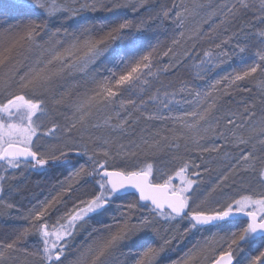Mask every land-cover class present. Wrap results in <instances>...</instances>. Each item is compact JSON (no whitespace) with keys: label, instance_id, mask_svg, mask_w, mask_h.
<instances>
[{"label":"snow or ice","instance_id":"6c2138e0","mask_svg":"<svg viewBox=\"0 0 264 264\" xmlns=\"http://www.w3.org/2000/svg\"><path fill=\"white\" fill-rule=\"evenodd\" d=\"M21 3L30 14L35 13L43 20L30 19L0 30V167L5 171L21 167L33 171L48 168L71 171L55 196L29 212L25 217L27 226L14 231L10 238L0 240V264H158L161 254L175 239L174 235L165 239L161 231L166 234L165 225L181 221L187 224L184 234L208 235L172 264H237L236 253L245 245L256 253L245 258L246 264H264V247L257 244V237L264 242V191L244 189L230 195L225 191L232 186L228 183V174L205 190L200 172L193 170L199 169V165L184 159L179 152L181 141L186 148L191 142L201 152H219V146L199 145L209 132L237 148L250 145V150L240 153L232 169L252 173L264 186V111L257 118L254 111L246 108L242 120L231 113L226 119L229 126L226 131L219 129L220 118L216 116L224 97L240 88V82L255 80L257 73L264 74V27H257L253 32L254 25L249 22L235 28L249 13L253 21L264 25V0H234L210 13L203 21L204 24L212 22L208 32L203 33L197 25L188 37L209 43L202 57L196 44L177 54L172 47L161 53L157 42L138 59H126L119 54L113 57L114 50L109 47V41L122 40L125 36L130 38L133 47L142 46L145 37L132 34L134 25L128 19L113 22L112 27L107 31L101 29L99 34L91 27L69 32L61 26L49 31L51 20L65 13L76 16L84 9L95 10L99 0L85 2L80 9L70 7L65 0H21ZM121 6L128 5H116ZM140 6H144L143 2ZM175 7L179 9L175 16L170 17L165 10L163 19H171L181 30L172 40L173 45H178L184 38L182 29L186 22L198 16L205 6L182 3ZM132 8L137 10L135 4ZM135 27L137 33L142 32L140 25ZM233 40L238 52L229 53L226 46ZM249 40L259 44L255 53L257 59L251 63L242 55L249 49ZM35 49L40 50L39 56L21 71L23 64L18 58ZM170 54L179 56L173 68L198 59L199 63L192 67L197 69L196 79L201 80L217 63H223L225 57L239 55L243 66L204 87L182 80L172 91H168L171 85L163 84L152 91L161 73L170 70L168 65L158 68L157 57ZM110 57L114 63L106 69L109 75L98 78V71H90ZM75 74L85 77L83 91L78 90V85L57 88L61 81ZM258 87L264 92V75ZM125 93L136 96L139 103L123 99ZM49 102L67 107L72 115L63 125L53 122L43 133L51 139L46 146L38 145L41 125L37 121L48 114ZM129 105L143 119L164 123L155 133L126 147L118 143L115 134L125 131L132 120ZM122 111L128 114L122 116ZM100 113H106L103 119H94ZM101 129L105 134L96 135V130ZM164 151L172 153L174 176L168 175L165 179L162 175V183L154 182L151 177L156 167L149 157ZM257 151L261 155H257ZM174 177L181 181L178 187L173 185ZM5 179V175H0V193ZM82 184L91 185L86 198L77 197L71 208L66 207L54 222L51 221V212ZM125 194L133 197L138 194V199L117 205L113 210L112 205ZM3 203L0 196V204ZM12 206L7 204L8 208ZM109 212H113L114 223L101 219L102 227L94 229L87 242L74 246L75 235L87 219L103 218ZM238 217L247 220L239 229L235 226ZM152 235L161 236L163 244L148 243ZM31 236L38 238L32 251L27 246ZM134 236L137 239H133ZM123 248H127V252L121 251ZM120 256L124 259L120 260Z\"/></svg>","mask_w":264,"mask_h":264},{"label":"trees","instance_id":"16d2710c","mask_svg":"<svg viewBox=\"0 0 264 264\" xmlns=\"http://www.w3.org/2000/svg\"><path fill=\"white\" fill-rule=\"evenodd\" d=\"M90 1L93 2V0ZM102 1L103 2L101 3L99 2L97 4L98 8L96 7L94 12L92 9H90V13L87 15L86 18H84L81 21L79 20L76 23L70 21L67 23L65 28H67L69 32H79L84 27H91L95 33L99 34L101 29H103V31H107L110 27H112L113 22H122L124 19L131 20L134 25L133 29L131 30L132 34L137 36H143L145 37V39L143 40V44L140 47H133V45L130 43V38L128 36H125L124 39H122V41L119 42V46H121V49L119 51H115L114 53H112V56L114 57V55L116 56L117 54H119L121 56H124L126 59H131L132 56L133 57L137 56L139 58L140 55H143L150 50V45H155L157 44V42H159V51L161 53L167 51L169 47H172L173 51L177 54H182L186 50H190L193 47V44H197L198 42V40L188 39V37L192 33V30L197 25H199L201 31L203 33H207L212 22L210 21L208 24H204L203 21L207 19L210 13L218 9L221 5L225 4L224 2L225 0H202V2L201 0H196V1L194 0H102ZM228 1L232 2L234 0H228ZM142 2L144 4L143 7L140 6ZM182 3L187 5H192L193 3H200L203 4L205 7L200 10V14L198 16H196L194 19L190 18L186 22L185 28L182 29V31L184 32V38H181L180 43L178 45H173L172 40L177 38L178 33L181 30L176 28V25L172 22L171 19L168 20L163 19V11L168 10L170 17H174L175 14L173 15V13L179 10L175 6L180 5ZM117 4L120 5L127 4L128 6L116 7ZM133 4L136 5L137 8L136 11H134L132 8ZM12 15L13 17L10 18L9 21L7 22L2 23L0 20V30L6 29L9 25H16L27 22L30 19L39 20V21L43 20V17H40L35 13L30 14V11L25 9H16V10L13 9ZM55 19L53 21L58 22ZM215 19L216 17H213V20ZM141 22H143V24H141ZM249 22L253 23L254 25V27L251 30L253 32L257 27H264V25H260L258 22L253 21L252 16L249 13L243 16L242 19L236 23L235 28L238 29L242 24H248ZM136 25L141 26L142 28L141 33H137L135 27ZM55 26L56 25L52 26L53 29L56 28ZM44 39L46 40L47 36H44ZM232 43L233 45H235L236 41L233 40ZM39 54H40V50L35 49L32 52H25L23 56L19 57L18 59L23 64V67H21V71L26 70L27 65L30 64L37 56H39ZM25 57H27V59H25ZM177 58H179V56H172L171 54L169 56L160 55L157 57L156 63L158 67H164L165 65H168L170 68L168 73H172V78L174 79L182 80L185 78H189V75L185 70H180V68H182L184 65H181L179 68L172 67V65L176 63ZM110 59L112 58L110 57ZM105 66L106 65H103L101 67L104 68ZM96 71L97 68L95 67L93 72ZM220 72H221V67L213 68L211 71L208 72V76H204V79L201 80V83L202 82L207 83L208 82L207 79L211 80L214 77H217ZM99 77H101V74L98 76V78ZM76 78L77 77H74L72 80L66 78L64 81H61L57 85V88L59 89L60 85H63V87H72L78 85L79 86L78 90L83 91L85 77L78 76V78L77 79ZM240 83H241L240 88L232 91L230 95L224 97V102L220 106L219 110L216 112V116L223 115L224 113L244 114L245 109L250 108L252 111L256 113L257 118L260 117L261 112L264 111V92H262L258 87L259 79L245 80ZM244 89H248V90L245 91ZM49 105H52V103L50 102ZM61 106L63 105H59V107ZM63 107L65 108V106ZM126 112L127 111H122L121 114ZM137 115L139 119L137 118L136 122L133 125H131L123 133L116 135L119 144H123L127 147L133 143H139L141 137L150 136L151 134L155 133L157 130L161 129L163 126L164 122L155 121V120H145L142 117H140L139 113ZM97 132L98 131L95 132L96 135H103L102 133H97ZM202 140H200L199 142L200 146L204 148H212L208 140L206 141H202ZM180 144L181 147L179 152L181 155H183L184 159L188 161L190 159H194L193 162L199 161L201 162V164H203L204 167L209 166L207 169L209 170V172L206 175H203V177H201L202 185L205 190L207 188H211L212 185L215 184L216 181L225 174L229 175L228 183L229 185H232L231 187L225 190L230 195L234 188L235 189L237 188V190L246 189V188H248V190L249 189L252 190L253 188H255V184L256 182H258V179L254 175H250L247 178L234 177L232 172H228L225 170L226 168V165L224 164L225 158H230L231 156H233V152L230 151L231 149L229 151H226L225 149L224 150L219 149V152H212V151L201 152L199 150V147L191 142L188 143L187 148L185 147L184 141H181ZM226 153L228 154L227 156L225 155ZM222 155L225 158H223ZM149 160L155 164L157 171L165 170L166 173L174 176L173 169L175 167V162L172 160V153L168 151H164L157 154V156L155 157L150 156ZM66 171L67 169L50 168L49 171L44 174L43 180L40 179L42 181L41 182L42 190H44V192H46V194L49 195V197L52 198L53 195L55 196L57 192L60 191L58 189V183L60 181V178L62 179L64 178ZM155 174L156 171L154 173V176L151 177V179H153L154 182L162 183L163 181L160 178H158ZM164 178L166 179V177ZM176 181L178 182L180 181V179H177L175 177L173 179V185L178 187V184L175 183ZM233 181H235L234 186L232 184ZM122 197L123 196H121V198L117 200L118 205L121 204L120 202L121 199H123ZM133 198L137 199L136 197ZM24 203H25L24 200L17 202V204L19 205L18 209L26 210L27 207ZM21 212L22 211L14 209L12 213L14 215L16 214L17 216H19L18 214ZM101 219L104 220V217L101 218V217L93 216L88 222L89 227L86 230L83 229L82 231H80V235L76 237V239L80 241L84 235H88L89 232L93 233L94 229L101 228L102 225L99 223ZM239 221L245 222L246 220L240 218ZM104 222L109 224L114 223L113 221H106V220H104ZM177 232L178 229H173L172 227L168 231L169 234H173V235H175L174 233ZM187 235L188 233L184 235L182 233L181 234L177 233L176 238L174 240L184 239L187 237ZM87 238L88 237L83 239L81 243L83 244V242L86 241ZM140 242L143 243V241ZM77 246H80V242L77 244ZM121 251L127 252V248H123L121 249ZM119 259L123 260L124 257L120 256Z\"/></svg>","mask_w":264,"mask_h":264},{"label":"rangeland","instance_id":"374dc122","mask_svg":"<svg viewBox=\"0 0 264 264\" xmlns=\"http://www.w3.org/2000/svg\"><path fill=\"white\" fill-rule=\"evenodd\" d=\"M194 1H196V0H194ZM65 2L70 7L80 9L81 4H83L85 2L90 3L91 1L90 0H65ZM99 2L101 3L103 1L99 0ZM201 2H202V0H201ZM224 2L225 3H232L234 1L230 2L228 0H225ZM97 8H98V5H97ZM13 9H15V10L16 9H25V10L30 11L29 9H27L26 7L23 6V4L21 3V0H0V20L2 23L9 21V19L13 17V15H12ZM93 12H94V10H93ZM89 13H90V8L79 11V14L76 16H71L68 13L60 15L59 17H57L59 20L57 18L55 19L58 22H54L53 21L54 19L50 21L51 23L49 22V24H48V28L50 29L49 31L55 30L52 27L53 25H56L55 27L58 28L61 26L65 27L67 25V23L70 21L73 23L74 22L76 23L79 20L81 21L84 18H86ZM174 14H175V12L173 13V15ZM120 41H122V40L118 39V40L109 42V47L114 50L112 53H114L115 51H119L121 49V46H119ZM253 44H256V46L253 47L252 46ZM196 45H197L199 55L202 57L203 50H205L209 47V43L205 40H198ZM248 45H249L248 51L242 55H244L247 58L248 63H251L257 59L255 53L259 47V44L256 43L255 40H249ZM226 50L229 53H231L233 51L238 52V49H236L234 47L232 42H231V44L226 46ZM132 58L138 59L137 56H134V57L132 56ZM112 63H114V60L109 58V61H104L103 63H98L97 65L91 67L90 71L93 72L94 68L96 67L99 75L101 74V77L107 76V75H109V73L107 72L106 69L109 67H112ZM198 63H199L198 59L197 60H189L187 65H184L182 68H180V70H185L189 75V78L182 79L183 81L192 82L195 85H198L200 87L206 86L207 84L211 83L213 80L219 79V78L224 77V76H228L229 74L236 71L239 67L243 66L240 63L239 55L232 56L230 59L225 57L223 63H217L214 67L211 68V70H212L215 67H221V72L219 73V75L217 77H214L211 80L207 79L208 80L207 83L206 82L201 83V79H196L197 69L192 67L193 64H198ZM230 64H231V66H230ZM100 65L101 66L106 65V66L104 68H102ZM158 68L163 69L164 67H158ZM262 75H264V74L257 73L256 79H259V81H260ZM78 76H82V75L75 74L74 76L68 77V78L72 80L74 77L78 78ZM204 76H208V73L205 74ZM182 80H177V79L172 78V73H168V72L163 73L162 72L160 75L159 81L153 85L152 91H155L157 88H160L161 84L171 85V87L168 88V91H172L173 88H176L179 86V83ZM225 83H226V81H225ZM149 94H151V93H149ZM122 98L125 100L134 99V100H136L137 103H139L138 98L136 96H132L130 93H125ZM184 107L187 108L188 106L184 105ZM48 109H49L48 114L44 115V116H40L38 121H37V123L41 125V127L39 128L38 133H37V135L40 136V139L37 141L38 145L46 146L48 141L51 139L49 137H45L43 135V133L47 130V128H50L52 126L53 122H58L61 125H63L66 122V118L71 117V115H72L71 110L68 109L67 107H65V108L63 106L57 107V105H53V104L49 105L48 104ZM128 111H133L131 105L129 106ZM138 113L139 112L133 111L132 120L130 121L128 128L136 122V120L138 118V115H137ZM127 114L128 113L126 112V113H122L121 115L125 116ZM105 115H106V113L97 114V116L94 119H96V120L103 119V117ZM229 115L230 114L224 113L223 115L217 116L220 118L219 129L225 130V131L227 130V128L229 126L226 124V119L229 117ZM237 118L239 120H242L243 114H237ZM212 123L215 124V120H213ZM96 131H98L97 133L105 134V130H103V129L96 130ZM123 132H117L115 135H119L120 133H123ZM206 140L209 141L211 147L219 146V149H221V150L225 149L226 151H229L231 149L230 151L233 152V156H231L230 158H225L222 155V157L225 158V161H224V164L226 165L225 170L228 172H232L234 177H243V178L245 177V178H247L250 175H253L252 173L244 172L243 170L232 169V165H234L236 163V160L238 159L240 153L242 151L250 150V148H251L250 145L249 146L242 145L239 148L234 147L231 143L227 142L224 138L220 137L218 134H213L212 132H209L206 135H204V139L202 141H206ZM259 153L260 152L257 151V155H261ZM189 161L193 162L194 159H190ZM196 161H197V159H196ZM194 163L196 165H199V169H193V170H198L201 174V177H203V175H206L209 172V170L205 171V169H208L209 166L204 167L203 164H201V162H199V161L194 162ZM49 169L50 168H48L46 171H33V170H30L26 167H21L18 170L8 169L7 171H5V168L0 167V175L6 176V179L2 182L4 190L2 193H0V196H2L4 201H5V203L0 204V240H5V239L10 238L12 236V234L14 233V231L22 229L23 227L27 226L28 220L25 219V217H28L29 212L33 209H38L40 207V205L42 204V202H45V201L51 199V197H49V195H47L46 192H44V190H42V187H41L42 181L40 180V179L43 180L44 174L46 172H48ZM230 169H232V171H229ZM70 171H71V169H67L64 178L63 179L60 178V181L58 183V189L59 190H61V184H62V182L65 181V178L68 176ZM155 175L158 178H160L162 175H163V177L167 178V176L170 174L166 173L165 170H163V171L162 170H158V171L156 170ZM175 183L178 184V186H179L181 181H178V182L176 181ZM246 189L248 190V188H246ZM90 190H91V185L82 184L70 196H65L64 203L57 205V209H55L51 212V214H50L51 221L54 222L55 219L57 218V216L61 215L65 211L66 207L71 208L72 204L75 202L77 197L86 198V193L89 192ZM241 190H244V189L237 190V188L236 189L234 188L231 195H235L237 192H240ZM249 191H256V192L264 191V186H261L258 182H256L255 188H253L252 190L249 189ZM122 198L123 199H121V202H120L121 204H119V205H126L127 203L134 200V198L131 195H124ZM21 200H24V202H25L24 204L27 207V209H26L27 211L18 209L19 205L17 204V202H19ZM117 203H118V201H116L112 205L113 210L116 209V207L118 205ZM7 204H11L13 206L11 208H8ZM14 209L22 211L21 213L18 214L19 216H17L16 214L14 215L12 213ZM144 212L146 213V210H144ZM139 214H141V212L138 210L137 215H139ZM112 215H113V212H109L108 214H106L104 216V220L113 221ZM95 217H97V216H95ZM90 219H87L86 222L83 223L80 226V228L78 229V231L75 235V238L73 240L74 246H77V244L79 242H80V245H82L81 241L83 239H85L86 237H88V238L86 239V241L83 242V244L88 241L90 232L88 235H84L80 241H78V239H76V237H78L80 235V231H82L83 229L86 230L89 227L88 222L90 221ZM239 219L240 218L236 219V225L235 226L237 229L245 226L246 222H247V221H245V222L239 221ZM132 222L133 223L136 222L135 218H133ZM186 226H187L186 222L181 221L179 223L173 222L171 225H165L164 227L167 228L168 231L170 230L171 227L173 229H178L177 233L178 234L182 233L184 235V228ZM168 231L165 234V232L162 230L161 236H163L165 239L168 238L169 236H173V234H169ZM177 233H174L175 238H176ZM207 235H208V233H195L194 234L193 232H189L187 237L184 239H179V240L173 239L172 243L166 247L165 252L161 254V257L159 258L158 264H172V261L178 259L180 256L183 255L184 252H186L189 248H191L193 244H195L197 241H202L204 239V237ZM161 236L152 235L151 238L148 240V243H154V244L158 243L157 246L163 244V239L161 238ZM134 239H136L135 236H134ZM37 240H38V238L36 236L29 237V239L27 241V246H28V249L30 251L35 249L36 244H37ZM257 244L260 247H264V242H261L260 237H257ZM248 248H249V246L247 245V246H244L243 250L237 251L236 257H235L237 264H246L245 258L246 257L250 258L251 255L256 254L254 251H250V248L249 249ZM129 264H130V262H129Z\"/></svg>","mask_w":264,"mask_h":264},{"label":"water","instance_id":"95a60500","mask_svg":"<svg viewBox=\"0 0 264 264\" xmlns=\"http://www.w3.org/2000/svg\"><path fill=\"white\" fill-rule=\"evenodd\" d=\"M125 195H129V194H125ZM136 197H137V199H138V194H137V196H136ZM238 218H243V219H246V218H244V217H238Z\"/></svg>","mask_w":264,"mask_h":264}]
</instances>
